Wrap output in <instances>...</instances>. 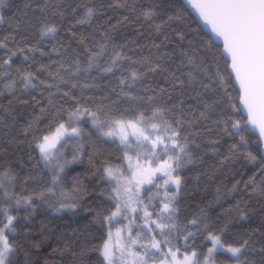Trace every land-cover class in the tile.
Returning <instances> with one entry per match:
<instances>
[{
  "label": "snow or ice",
  "instance_id": "obj_1",
  "mask_svg": "<svg viewBox=\"0 0 264 264\" xmlns=\"http://www.w3.org/2000/svg\"><path fill=\"white\" fill-rule=\"evenodd\" d=\"M186 3L202 22L196 29L185 22L188 9L178 0H23L11 15L12 0H0L6 33L0 34V96H12L8 105L0 104V129L19 123L13 100L26 105L18 135L35 142L39 161L51 173L40 191L22 195L17 185L23 192L34 177L22 174V162L19 171L0 162V264H17L19 210L28 220L40 205L56 214L92 212L93 222L105 229L99 244L91 243L87 225L64 240L72 264H86L90 251L103 257L99 264H218L220 251L231 259L219 264H264V244L257 248L250 239L251 232L264 236V223L237 233L235 244L223 239L233 221L250 219L253 197L264 202V0ZM68 17L74 23L64 27ZM77 25L87 29L74 30ZM45 40L55 41L47 51ZM25 94L30 98L21 99ZM205 132L216 133L206 141L208 149L202 148L205 141L197 143ZM93 136L115 145L119 155L96 167L93 153L101 151ZM225 137L231 142L223 153L216 145ZM208 151L221 169L238 160L258 166L257 174L228 189L242 198L226 210L223 224L204 208L180 218L179 197L188 186L182 172L203 164ZM86 154L108 184L101 195L109 208L82 209V193L66 188V169ZM200 175L205 173L193 179ZM197 235L211 242L206 251L196 250ZM254 252L259 261L251 258Z\"/></svg>",
  "mask_w": 264,
  "mask_h": 264
},
{
  "label": "trees",
  "instance_id": "obj_2",
  "mask_svg": "<svg viewBox=\"0 0 264 264\" xmlns=\"http://www.w3.org/2000/svg\"><path fill=\"white\" fill-rule=\"evenodd\" d=\"M63 2L71 3L73 0H63ZM81 3L93 4L99 3L100 0H80ZM145 3L148 0H144ZM13 7L9 9V15L15 13L17 5L22 6L23 0H12ZM184 3L178 0V6ZM186 8V7H185ZM79 11H83L80 9ZM185 22L191 24L193 29L200 25L193 14L189 11L185 13ZM74 23L71 17H68L64 27ZM5 26H0V34H6L4 32ZM86 25H77L78 31H85ZM204 31L203 28L200 29ZM129 36H134L135 33L130 29L127 30ZM60 39H65V34L62 29ZM38 37H32V42L35 43ZM49 43H55V41L49 42L45 40L41 45L45 50H49ZM3 50H0L2 52ZM45 61L47 58H44ZM36 95L35 92L32 93ZM30 96L25 94L21 96V99H29ZM12 99V96L5 93L4 96H0V104L8 105V101ZM12 107L16 113L20 114L19 123L15 128L0 129V162L5 160L12 164L14 168L19 171L17 162H22L23 175L31 174L33 179H30L26 185L23 186L25 189L21 191V185H17L18 194L27 195L29 192H38L47 185L50 180L51 173L43 168V162L39 161L38 151L34 144L35 142L31 138H25L22 135H18L19 127L24 123V120L28 117L27 106L20 104L13 100ZM35 114H38V110ZM45 125L41 123V129ZM88 128V125H85ZM5 132H9L14 140H10L8 136L4 135ZM216 135L215 132H205L202 137L197 138V143H201V140L205 141L202 143V148L208 149L209 145L207 140L213 138ZM255 140V136H252ZM97 148L100 149L101 155L93 153V163L96 167H100V161L107 157L114 160V157L119 155L118 149L113 144H103L96 140L93 136ZM231 142V139L225 137L221 142L216 145L220 152H227V145ZM70 147V146H69ZM91 151L86 145V153ZM68 158L71 159V153H68ZM204 163L196 166L195 170H190L193 166H189L184 169L182 175L187 176V190L179 197V204L181 206L180 218H191L201 208H204L209 217L219 224H223L227 219V209L231 205H234L237 200L241 199L240 194H228V189L231 188L232 184L237 180H247L248 177L258 173V166L256 164L248 163L247 161L238 160L232 166L231 169L225 167L220 168L218 158L214 156L210 151L207 152L203 157ZM70 173V178L66 184L67 189L77 187L82 195L79 196L80 204L82 209L88 207L97 208L103 205L105 208L111 207V202L106 199V195H101L102 192H107L108 184L106 181L100 179V173H96L95 169L89 164L87 154L82 158V162L70 165L67 169ZM200 175L199 181H195L193 177ZM72 177H76L79 180L78 185H74ZM257 179L259 176L257 175ZM217 189L220 190L219 194ZM219 195V199H218ZM247 199V197H244ZM249 208L252 209L250 212V219L247 221H233L229 225V231L225 233L223 239L226 243L235 244L239 239V234H247L251 230L258 228L264 223V202H260L258 198L253 197L248 204ZM17 214V213H13ZM21 219L17 225L16 232V244L19 247V253L16 256L17 264H26V261L31 260L32 264H72L75 259L69 249L63 247L64 240L73 236L74 231L84 232L86 231L85 225L88 226L87 231L92 232L90 241L92 244L101 243L100 237L104 235L105 229H101L99 225L93 222V213L86 210H78L76 215L71 213L56 214L51 209H48L46 205H40L37 208L35 215L25 220L24 217L26 212L24 209H20L18 212ZM63 233V238L61 237ZM245 238H248L245 235ZM11 239V237H10ZM251 241H255V247L259 248L264 244V236L260 235V232H251ZM79 242V241H77ZM183 244V241H179ZM195 244L197 251H206L207 247L211 246V242L205 240L202 236L197 235ZM36 245V247H33ZM218 257V264L220 261H227L231 259L227 253L219 252L216 254ZM251 258L259 261L258 253H251ZM103 257L96 251H90L87 258L86 264H99Z\"/></svg>",
  "mask_w": 264,
  "mask_h": 264
},
{
  "label": "water",
  "instance_id": "obj_3",
  "mask_svg": "<svg viewBox=\"0 0 264 264\" xmlns=\"http://www.w3.org/2000/svg\"><path fill=\"white\" fill-rule=\"evenodd\" d=\"M181 1L184 3V5H185V7L188 9V11L191 12V13L193 14V16H194V18L196 19V21H197L200 25H202V22L199 21V18H198V16L196 15L195 10L192 9L190 5H187L186 0H181ZM203 30L206 31V29H203ZM209 35H211V33H209Z\"/></svg>",
  "mask_w": 264,
  "mask_h": 264
},
{
  "label": "rangeland",
  "instance_id": "obj_4",
  "mask_svg": "<svg viewBox=\"0 0 264 264\" xmlns=\"http://www.w3.org/2000/svg\"><path fill=\"white\" fill-rule=\"evenodd\" d=\"M137 222L140 223L141 221L138 219ZM125 223H126V221H125ZM113 231H115V229H113ZM220 252H222V251H220ZM217 253H219V252H217ZM217 253H216V254H217ZM222 253H223V252H222Z\"/></svg>",
  "mask_w": 264,
  "mask_h": 264
}]
</instances>
